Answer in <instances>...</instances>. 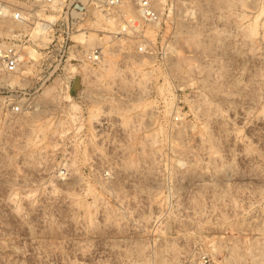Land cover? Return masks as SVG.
Returning a JSON list of instances; mask_svg holds the SVG:
<instances>
[{
    "label": "rangeland",
    "instance_id": "rangeland-1",
    "mask_svg": "<svg viewBox=\"0 0 264 264\" xmlns=\"http://www.w3.org/2000/svg\"><path fill=\"white\" fill-rule=\"evenodd\" d=\"M72 1L0 0V264H264V0Z\"/></svg>",
    "mask_w": 264,
    "mask_h": 264
},
{
    "label": "built area",
    "instance_id": "built-area-1",
    "mask_svg": "<svg viewBox=\"0 0 264 264\" xmlns=\"http://www.w3.org/2000/svg\"><path fill=\"white\" fill-rule=\"evenodd\" d=\"M51 3L53 0H46ZM136 5V10L139 15L140 21L150 22L156 18V12L154 11L151 0H134ZM123 0H73L70 6L75 10L82 9H103L108 11L107 13L116 14L117 10L122 8ZM15 20L23 21V16L21 13H15L13 15ZM122 17L119 34L126 35L132 34L138 29V25L135 19H124ZM63 23L61 22V37L63 40L64 47L69 44L72 31L73 23L68 22V19ZM136 33V32H135ZM87 61L92 64L99 63L101 59V51L93 50L85 55ZM22 63L21 50L15 45L10 43L0 42V69L8 74L16 73ZM194 264H214L212 259L204 253L197 256Z\"/></svg>",
    "mask_w": 264,
    "mask_h": 264
},
{
    "label": "bare ground",
    "instance_id": "bare-ground-1",
    "mask_svg": "<svg viewBox=\"0 0 264 264\" xmlns=\"http://www.w3.org/2000/svg\"><path fill=\"white\" fill-rule=\"evenodd\" d=\"M7 11L6 10H4L3 8H1L0 9V14H2V13H6ZM3 15V14H2ZM22 57V56H21ZM8 81V80H7ZM16 83V82H15ZM8 84H10V82L8 83ZM194 264V263H193Z\"/></svg>",
    "mask_w": 264,
    "mask_h": 264
}]
</instances>
